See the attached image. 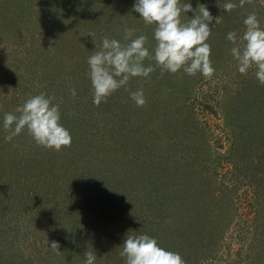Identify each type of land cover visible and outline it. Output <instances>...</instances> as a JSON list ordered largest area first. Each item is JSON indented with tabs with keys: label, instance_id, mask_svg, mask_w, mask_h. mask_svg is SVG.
<instances>
[{
	"label": "rangeland",
	"instance_id": "1",
	"mask_svg": "<svg viewBox=\"0 0 264 264\" xmlns=\"http://www.w3.org/2000/svg\"><path fill=\"white\" fill-rule=\"evenodd\" d=\"M38 1L44 8L48 6L44 0ZM58 1L63 5L69 2L70 6L59 12L58 6L52 4L45 12L49 37L44 35V27L31 22L18 23L15 30L11 27H4L3 33L0 30V159L5 158L0 161V229L9 220V224L15 222L17 234L16 239L8 242H16V248L6 245L0 251V264H84L85 251L95 252V264H124L119 255L122 244L126 235L133 234L138 227L136 222H123L122 218L134 216L136 221L141 213L128 207L118 215L116 207L100 205L106 195L102 189L107 179L133 189L143 185L142 194L136 196L158 204V208H144V230L152 237L159 231L156 225L165 234L167 225L177 223L183 231L176 232L180 241L165 240L164 243L161 240L164 243L161 247L178 252L186 264H264V86L255 77V67L246 75L238 72L230 52L233 44L226 38L230 31L243 35V20L250 12L257 13L264 28V0L246 2L232 12L222 10L226 0H185L193 9L204 4L214 17H223L207 41L212 49L213 77L207 79L199 73L189 76L183 71L161 75L156 68L150 78L139 79L146 82L143 107H137L131 98L126 100V93L122 92L120 99L126 100V108L124 104L118 105L109 112L113 124L127 131L126 150L120 151L114 137L104 141L110 132L104 124V115H91L93 120L72 124L78 136L72 139L71 147L62 148L57 156L50 150L53 157L48 156L46 161L69 174L75 161L78 173L71 180L64 178L66 184L61 180L53 189L41 180L45 178L46 166L42 168L39 162L43 164L45 148L38 147L33 152L28 139L22 141L20 135L25 151L5 142L4 112L14 111L30 96L41 92L54 97L53 104L64 102L62 92L66 97L71 96L72 88L85 98L93 92L89 77L81 71L86 67V59L103 37L116 39L115 29L121 25L123 30L125 25L137 29L135 35L148 36L150 51L156 43L155 25L145 26L139 13L133 11L135 0ZM106 1L112 3L106 13H93L97 2ZM232 2L238 4L239 0ZM19 4L18 0L13 2L15 10ZM192 15L188 12L181 18L186 21ZM88 33H94V42ZM34 38L39 39L33 42ZM56 40L58 46L53 44ZM47 49L54 57V63L50 64L53 74L45 80L48 85L42 84L39 89L36 80L39 72L34 73L32 66L42 65ZM19 55V63L24 64L15 69L13 65ZM144 63L145 66L155 64L149 60ZM86 113L88 117L89 112ZM139 146L143 148L137 150ZM20 155L24 170L35 171L38 167L41 176L34 177L32 184L25 188L20 186L24 189L10 193L13 182L17 184L11 177L12 163ZM67 155L69 163L65 162ZM135 161L145 165L142 168ZM135 177L140 180L133 184ZM192 181L202 184L198 186L202 198L189 203L184 197L194 187ZM210 182L213 188H222L227 202L232 200L229 217L226 216L229 222H224V215L220 219V214L215 213L222 207L217 208L209 197L211 203L206 208L208 202L204 196ZM83 184L90 186L93 193L90 197L84 196V201L97 207L74 205L80 199L68 189ZM27 191L34 192L35 205L25 209L17 204L13 207L14 196L17 200L23 199ZM62 217L66 224L65 232L60 235L52 224ZM66 218L71 222L68 228ZM169 236L174 235L171 232ZM0 239H5L3 233ZM8 240L7 236L5 241ZM52 241L60 244L59 254L51 249ZM188 247L196 251H189Z\"/></svg>",
	"mask_w": 264,
	"mask_h": 264
},
{
	"label": "clouds",
	"instance_id": "2",
	"mask_svg": "<svg viewBox=\"0 0 264 264\" xmlns=\"http://www.w3.org/2000/svg\"><path fill=\"white\" fill-rule=\"evenodd\" d=\"M246 2L251 3L252 0H239L238 4L226 0L222 10L232 12L237 7L242 8ZM133 11L139 13L145 26L155 25V47L150 51L148 36L135 35L137 29L127 25L124 26L122 41L103 37L100 50L94 51L87 60L96 106L107 102L114 92L126 87L130 79L150 78L156 68L160 69L161 75L183 71L189 76L199 73L207 79L213 77L212 49L207 41L213 27L223 22L221 15L214 17L204 4H198L193 9L192 4L185 0H135ZM188 12L193 13L191 18L182 20V14ZM243 24L242 36L235 31L227 33V40L233 44L231 55L240 74L246 75L249 69L255 67V77L264 86V28L256 12L248 13ZM88 35L94 42V33ZM146 60L155 64L145 66ZM70 94L75 98V88L70 89ZM130 98L137 107L146 104L143 89L130 92ZM53 99L41 92L30 96L14 111L4 112L5 142H12L26 131L36 145L45 149L59 152L62 148L71 147L72 136L60 123L59 105L53 104ZM50 247L60 253L58 242L52 241ZM119 255L124 264H186L178 252L166 250L147 234L126 235ZM84 256V264H95V252L85 251Z\"/></svg>",
	"mask_w": 264,
	"mask_h": 264
},
{
	"label": "trees",
	"instance_id": "3",
	"mask_svg": "<svg viewBox=\"0 0 264 264\" xmlns=\"http://www.w3.org/2000/svg\"><path fill=\"white\" fill-rule=\"evenodd\" d=\"M18 1L20 2V4L16 10L14 9L15 6L13 5V2L17 3V0H2V3H0V26H1L0 30L2 31V33L4 31H6L4 29V27H11L12 30H15V29H17L16 24L23 23V22H31L32 24L35 23V25H37L38 27L39 26L44 27L45 28V34L44 35L49 37L48 35L50 34V31H49V29H47V25L49 24V20H46L47 18H46L45 12H48L49 9H51L50 7H52V4L58 6L57 11H59V12H64V9H66V6H70L69 2L65 3V5H63L61 3L59 4L58 0H55V1L44 0L45 4L48 5L46 8L41 6V4H40L41 1H38V3L36 2V0H18ZM39 5H40V7H39ZM111 5H112V3L107 2V1L106 2H97L95 5V8L93 10V13H95L96 15H100L101 13L104 14V13H106L107 8H109V6H111ZM3 20L5 21V24L3 23ZM121 26L117 27L115 29L116 30L115 32L117 35L116 39L122 41L121 37L123 36V29ZM37 39H39V38H34V39H32V41L37 42ZM100 43L98 45L93 46V52L100 50V47H101ZM53 44L58 46V41L57 40L53 41ZM42 52H44V51H42ZM44 53H46V57H44L45 61L42 63V65L36 66L34 64V66H32L34 73L39 72V75L36 78V80H38V83L40 86L39 89L41 88L42 84H44V86L48 85L45 80L48 79L51 74H53V71L50 68V64L54 63L53 53L50 54V49H47V51H45ZM20 56L21 55H19L17 57L16 62H14L13 66L15 69H18L19 65L24 64V63H19L20 62ZM86 60H88V59H86ZM81 71L84 73L85 76H87V78L89 77V66H88V64H86V67L84 69H82ZM139 79H141V77H135V78L130 79V81L128 82L126 87H122V89L120 88L119 90L114 92L110 97L107 98V102H101L99 106H96L93 103V92L88 94L85 98H83L84 94L80 95V94H78L80 92H78L76 94L75 98H73L72 96L66 97V95H65L66 93L63 90H61V91H63L62 92L63 99H61V100L64 102L55 103V104L59 105V110H60V115H61L60 123L70 132L72 139L74 137L76 139L78 134L74 130H72V128H71V127H73L72 124L75 125L74 123H76V122H78V124L83 123V122H86L87 119L93 120L90 117L91 115H94V116H96L98 114L104 115V119H105L104 124H105V126L108 127V129L110 131V132H107V135L105 137L103 134L101 135L104 137V141L107 138L114 137V143H116V145H118V148L120 149V151H123L122 149L126 150L127 144H126L124 138L127 136V131H124V129H121L119 124H117V125L113 124L114 119H113V117L110 116L109 111L113 110V109L115 110V108L118 107V105L121 106L124 103H126V100H128V98H130V92L136 91L138 89H143V86L144 85L146 86V82H142ZM124 91H125L126 97H127L126 100L120 99L122 97L121 93L122 92L124 93ZM144 94H145V92H144ZM26 98L27 97H24V99H26ZM126 106L127 105H125V104L123 105L124 109L126 108ZM86 111L89 112L88 117H86V114H88V113H86ZM74 112H78V113H74ZM72 115H73V117H72ZM118 125H119V127H118ZM20 136H22V141H25L26 139H28V141H29L28 145L31 146L29 148H31L33 152L36 151L38 149V147L44 148L42 146L36 145L35 142L27 134L26 131L22 132L20 134ZM75 139H74V141H75ZM22 141L19 140V136H17L13 139L12 142H10V144H11L10 146H12V148L16 147L19 149H23V151H25L26 146H23ZM120 143H121V146H120ZM81 145L85 146V143H83ZM141 147L143 148V146L137 147V150H140ZM44 150H46V153H45V158L43 160V164L41 162H39V164H41L42 168L44 167V165L46 166L45 167V178L41 177V180L44 183L46 182L47 185H50L54 189L55 188L54 186H58V184H60L62 182L61 180H63L64 183L66 184V180L68 181V180H71V178L75 177L74 174L78 173V170H77L78 164L75 161H72V171H71L72 174H69V173L65 172L64 170H59V169L57 170L54 166H51V162L46 161V158L48 156L53 157L52 154H54V153L53 152L51 153L50 149H44ZM54 152H55V155L57 156L58 155L57 151H54ZM20 153H22V152H20ZM136 153H135V155H136ZM137 154H140V153H137ZM3 159H5V158H3ZM3 159H0V161ZM65 162H68V163L70 162V160L68 159V155L66 156ZM135 163L137 165L138 163H141V162L135 161ZM12 164H13V168H11V173H12L11 177H12V179L17 180V184L13 182V187L11 190H9L10 193H11V191L13 193H15V192L20 191V189H24L26 187V185L32 184L34 177L38 178V176H41L38 167L36 168L35 171H34V169L24 170V163H23V159H22L21 155L17 156V159ZM59 165H60V163H59ZM141 165L143 168V166L145 164L143 165L141 163ZM20 178H21V181H20ZM51 180H52V182H51ZM138 180H140V177L132 178L133 184L135 182H137ZM160 182L163 183L162 181H160ZM214 182L217 183L216 180H214ZM129 184L131 185V183H129ZM23 185H25L24 188L20 187ZM192 185L194 187L190 191H188L187 196L184 197V200H187L189 203H191L193 201H197L198 199H200V197L202 198L201 192H200V190H198V186L200 187V186H202V184H197L196 182H193ZM209 185H210V189L208 190V192L204 196V197H206L205 201L208 202L206 208H208L210 206V203H211L208 200V197H209V199L212 200L213 203H215L217 205V208H218V206L222 207V209L216 210L215 213L220 214V216H221L220 219H222V215H224L225 216L224 222H229V218H226V216L229 217L228 210L231 209V206H232L231 201L232 200H230L229 201L230 203H229L224 199L223 194L225 192L222 190V188H220V187L213 188V186L211 185V182ZM68 186H67V188H68ZM103 186L104 187H103L102 191H104V193H106V195H104L105 196L104 200L102 203H100V205H103V207L107 206V208L109 206L116 207L118 215H121L123 213L122 209L128 210V207H132L135 213H137V212L141 213V214H139V217L137 218L138 220L135 221L134 218H136V217L131 216L129 218L123 217L122 221L123 222H130L133 224L136 222L135 226L138 228L135 232H133V234H137V235L147 234V232H148L147 229L144 230V228H146V224L144 221H142V220H145L144 213H146V212L144 211V208L149 207V206H154V207L158 208V204L155 202L153 203L150 200L149 201L146 200L145 199L146 197L142 196L143 198L139 199L136 196V195L142 194L140 192L141 191L140 189H142L143 185L139 184L137 188L135 187L133 189V188H131V186L130 187L129 186L126 187V185L122 186L120 181H116L113 184L112 180L107 179V180H105V185H103ZM28 188L29 187H27V189ZM90 189H91L90 186L88 187V186H85L84 184L82 186L81 185L72 186L70 189H68L69 191H74L76 193V195H78L77 198L80 199V200H77V202H75L74 205H77V206L79 205L80 207H97V206H92L91 203L84 201L85 200L84 196L90 197V195L93 194V193H90ZM69 191H66V192H68L70 194ZM30 193H32V194H30ZM30 193H29V191H27L26 194L24 193V198L19 199V200H17L14 196L13 201H12L13 207H16V204H17L20 209H25V208H28L31 204L35 205V202H34L35 194L32 191ZM128 198H129V200H128ZM134 207H136V208H134ZM56 220L57 221L53 220L52 227H54V230H57L60 233V235H62L65 232V224H66L65 220L63 217H62V220H60V219L59 220L56 219ZM66 221H67V228H68L69 224H71V222L69 221L68 218H66ZM5 223H6V225H4L0 229V234L3 233V237L5 239H7V236H8L9 240L5 241V239H3V240L0 239V241L2 243V244H0V251H3V248L6 245H8L9 247H12V248H16V246H17L16 242L8 244V242L11 239L17 238L16 228H15V224H14L15 222L14 223L12 222L9 224V220H7ZM159 226L160 225H156V228H157L156 230L159 229V231H157L155 236L152 235V237H154L158 241V244L160 246H164L165 240L170 241V242L180 241V235H178L179 233H176V232L178 230L180 232H183V231L181 230L182 228L179 227V225H177V223L173 224V226L167 225L168 230H167V233H165V234H162L163 232L161 231ZM70 231L71 230H69V232ZM171 232L174 235L173 237L169 236ZM75 235L76 234H73L74 237H75ZM161 240H163L164 243L161 242ZM41 244H44V243L42 242ZM175 246L179 247L180 245L175 244ZM185 247L186 246H183V249ZM90 248H93V247H90ZM185 249H187V248H185ZM170 251H174V250L171 249ZM189 251L195 252L196 250L193 249V247H191V248H189ZM192 252H191V254H192ZM192 261H195V260L193 259ZM27 262H29L28 258H27Z\"/></svg>",
	"mask_w": 264,
	"mask_h": 264
}]
</instances>
